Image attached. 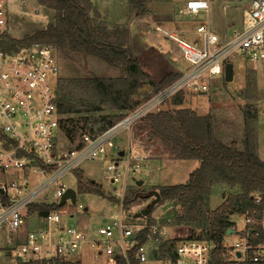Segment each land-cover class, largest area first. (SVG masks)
<instances>
[{
    "label": "built area",
    "instance_id": "2783aa9c",
    "mask_svg": "<svg viewBox=\"0 0 264 264\" xmlns=\"http://www.w3.org/2000/svg\"><path fill=\"white\" fill-rule=\"evenodd\" d=\"M208 10L207 0H188L179 13L197 18ZM9 27V12L5 0H0V172L10 176L0 181V251L40 264L73 263L87 251L93 260L103 258L106 264H210L212 243L178 234L184 229L179 226L127 216L122 211V195L117 215L109 216L94 231L65 225L66 218L84 209L76 201L66 205L70 202L66 200L62 209L42 217L29 207L59 206L67 190L61 182L64 176L82 163L117 150L113 137L119 131L128 134L176 93H207L210 80L222 79L224 65L233 59L264 64V0H250L242 13L241 28L229 39H219L205 24L197 26L198 41L194 43L158 29L174 43L188 68L120 121L101 133H83L73 145L65 140L64 116L58 111L54 48L26 42L24 37L16 39ZM136 169L127 160L123 173L133 174ZM107 170L113 175L111 182H117L118 163L112 161ZM254 202L260 204L261 199ZM242 218L243 229L233 235L236 242L222 245L224 259L235 264H264V209L246 212ZM30 220L36 223L32 231L27 228Z\"/></svg>",
    "mask_w": 264,
    "mask_h": 264
},
{
    "label": "trees",
    "instance_id": "16d2710c",
    "mask_svg": "<svg viewBox=\"0 0 264 264\" xmlns=\"http://www.w3.org/2000/svg\"><path fill=\"white\" fill-rule=\"evenodd\" d=\"M36 2L52 11L53 20L43 30L24 37V40L48 44L54 48L57 62L82 67L81 76L57 78L58 111L64 116L62 127L67 144L73 145L85 132L101 133L178 79L177 73L168 72L158 81L151 80L131 52L127 28L109 25L89 0ZM127 2L130 15L142 17L147 13V0ZM89 60L102 63L119 75L114 78L97 77L87 72L86 65H81V62L86 64ZM184 95L180 91L146 114L135 136L147 133L146 140L158 141L173 159L198 162V167L188 175L184 184L156 189L160 198L158 204L175 205L171 226L184 229L201 226L197 235L188 232L187 238L214 245L210 264H235L224 259L222 246L226 230L234 227L232 217L250 211L260 213L264 209V160L257 153V113L251 106H245L242 110L241 146L233 141L224 144L216 136L215 121L209 113L198 116L194 111L180 107ZM105 106L119 114L104 116L100 121L90 123L88 118L79 119L89 124L86 131H79L80 134L75 128L65 125L71 115L99 113ZM73 173L77 194L105 198L99 184L85 181L79 170ZM216 184L226 188L228 194H223L221 204L210 210L206 203L211 187ZM144 196L143 193L131 192L122 199V209L128 210L133 202ZM257 197L261 199L260 204L254 202ZM62 208L58 205H33L29 211L33 210L42 217ZM150 215L151 212L146 216L148 223H152Z\"/></svg>",
    "mask_w": 264,
    "mask_h": 264
},
{
    "label": "rangeland",
    "instance_id": "374dc122",
    "mask_svg": "<svg viewBox=\"0 0 264 264\" xmlns=\"http://www.w3.org/2000/svg\"><path fill=\"white\" fill-rule=\"evenodd\" d=\"M184 1L173 0L167 2L166 11H169V15L171 16L174 14V17L178 19L183 17L184 22L191 24L194 29L195 25L199 23L206 24L203 14L199 15L197 21L190 19L188 16L179 17L177 15V9L183 5ZM213 1L214 7L216 8V15L214 16L211 12L209 16L212 24L220 27L222 24L227 23V21H232L235 22V25H237L236 28L238 29L240 27L238 23L239 17H242V12L247 9L250 0ZM150 3L148 6H152V3ZM94 4L98 9L102 10V13L108 11L117 21L121 22L125 19L127 11L125 4L121 0H96ZM5 6L11 17L9 32L16 39L28 35L31 36L33 32L43 30L53 20L52 11L40 6L36 0H5ZM223 10L225 11V16L222 14ZM148 13L144 15L146 16ZM148 26L146 25V27ZM146 27L144 26L143 28L145 32ZM232 29L231 27L228 28V36L233 35L234 32L231 35ZM184 39L187 40L189 38L186 36ZM145 42L143 43L142 40L139 44L135 42L130 49L133 56L139 60L142 70L151 80L158 81L168 72L185 70L189 66L181 58L179 53L176 52V54H171L169 57L168 55L159 53ZM172 45L175 47L174 43ZM173 46H171V42H166L161 44L159 48L165 53H171V47ZM231 64L233 66V78L231 82L226 83L223 78L221 81V77L213 78L209 82L210 89L207 93L198 95L185 94L183 104L180 107L190 109L198 116H204L209 113L215 121L216 136L218 139L224 144H229L232 141L236 142L240 147L243 134L242 110L245 106H251L257 113V153L258 157L264 160V64H250L241 59H233L231 60ZM81 65H86L87 72L97 77L114 78L119 75L116 70L109 69L102 63L93 60H89L86 64L81 62ZM82 74V67L80 66L75 67L72 64H65L62 61L57 62V77L71 78L77 75L81 76ZM104 108L99 113L71 115L68 117L69 119L65 125L75 128L77 133L80 134L79 131H86L89 124L86 125L80 122L79 119L88 118L90 123L91 121H100V118L104 116L119 114L118 112L110 110L107 106ZM167 108L168 106L164 109ZM170 108L173 107L170 106ZM140 126L141 123L136 124L128 134L125 130L119 131L113 137V142L117 150L112 151L106 157H100L94 161L82 163L78 167L83 179L99 184L106 196L102 198L91 194H77L76 204L83 206L87 210L84 211L83 209L82 211L79 209L71 218H66L64 220L66 226L76 227L81 224L83 226L82 229L94 231L100 224L106 222L109 216L117 215L119 196L122 195L125 198L131 192L143 193L146 196L152 191H157L156 189L160 187L184 184L188 175L198 167L197 161L173 159L158 141L148 142L146 140L147 133H142L139 138H135V134L138 133ZM140 144L144 148L137 149L136 146L140 147ZM143 149H147L146 154L152 159L149 160L150 162H145L142 159ZM259 149L262 150L261 155H259ZM119 152H124V155L119 157ZM135 158L138 159L136 160ZM127 160L130 165L137 166V169L133 174H126L125 176L123 166ZM112 161L118 163L120 172L118 181L114 183L111 182L112 173L107 170V167ZM9 177V174L0 172V181ZM105 178H108V180ZM135 181H140L142 184L138 185ZM61 182L67 189L76 191V177L74 173L71 172L64 176ZM233 191L235 192L237 190ZM223 194H228L226 188L217 184L213 185L207 199V209H216L221 204ZM145 196L133 202L128 210H122L123 213L131 218L147 220L146 216L139 217L138 215L146 210L153 200V197ZM66 205H70V202H67ZM175 211L176 208L173 203H164L161 205L157 203L151 210L150 219L153 224L172 227V216H174ZM242 217L243 215L232 217L234 227L230 229L236 230V233L244 227ZM27 228L31 231L34 230L36 223L30 221ZM200 230L201 226L197 228L192 227V229L180 230L178 234L187 236L188 232H191L197 235ZM230 237L232 236H225V238ZM236 240L235 236H233L228 240V243L234 244ZM224 243L228 244L226 240H224ZM26 262L23 258L21 260L18 259L16 255L9 256L7 253L0 251V264H25ZM74 262L80 264H106L103 258L93 260L88 251L85 252V255L80 261Z\"/></svg>",
    "mask_w": 264,
    "mask_h": 264
},
{
    "label": "crops",
    "instance_id": "0c3cea01",
    "mask_svg": "<svg viewBox=\"0 0 264 264\" xmlns=\"http://www.w3.org/2000/svg\"><path fill=\"white\" fill-rule=\"evenodd\" d=\"M89 1L92 4V6L97 10V12L100 14V16L103 19H105V21L109 25H111V26H122V27L127 28L129 36H130V40H129L130 48H132L133 43L137 42L139 44V43H141V40H142L143 43L146 41L145 43L149 44L151 47H153V49L157 50L161 54L168 55L169 57L171 56V54H176V52L178 53L176 47H174L172 45V43H171V46H173V47H171V53H169V52L165 53V52L160 50L159 46L161 44L166 43V42L170 43V41L167 40V38H165L158 31V29L171 32V33L175 34L176 37H178V38H180L186 42L194 43V42L198 41V38L196 35V28L201 23L195 25V29H194V27H192L191 24L184 22L183 17L181 19H178V18L174 17V14H173V16L169 15V11H166L167 10L166 4H167V2H171L173 0H151V3H152V6L150 5L151 7L148 6L150 3V0H147L149 2H148V4L146 3L147 4L146 8H147V12H149V13L146 16L144 15L142 17H134V16L130 15L129 6H128V2H127L128 0H121L125 4V8L127 11L125 19L121 22L117 21L114 17H112V15L108 11L107 12L104 11L102 13V10L98 9L97 6H95V4H94V2H96V0H89ZM187 1L188 0H185L183 5L177 9V15H179V17L186 16L184 14H180L179 11L184 8L185 3ZM207 2L209 5V10H208V13L206 15H203L205 18V22H206L205 25H207V27L211 30V32L213 34H215L216 36H218L219 39H221V40L229 39L231 36H228V32H227L228 28L229 27L233 28L231 30V35L234 31L239 30L241 28V18L242 17L241 16L239 17L238 23H239L240 27L238 29L236 28L237 25H235V22H232V21H227V23L222 24V26H220V27L215 26V24H212V21L209 18V16L211 15V12L214 14V16L216 15V8L214 7V1L213 0H207ZM222 14L225 16L224 10H223ZM188 17L190 19H193L194 21H197L199 16L197 18L190 17V16H188ZM10 19H11V17H10ZM11 22H12V20H11ZM146 25L147 26L149 25V26L146 27ZM144 26L146 27V32H145V29H143ZM28 36H30V35H28ZM186 36L189 39H187V40L184 39ZM187 68L188 67H186V69ZM185 70H180V71L177 70V72H175V73H177L180 76ZM221 81H222V79H221ZM209 89H210V86H209ZM135 138H139V137L135 136ZM141 147L144 148V146L142 144H140V147L136 146L137 149H141ZM261 151L262 150L259 149V155L262 154ZM146 152H147V149H143V151H142L143 158L142 159L145 162H150L149 160H152V159H151V157H149L148 154H146ZM135 182L137 184L138 181H135ZM30 221H34V220H30ZM79 226L83 228V226L81 224H79ZM230 239L231 238H228L225 240L228 241Z\"/></svg>",
    "mask_w": 264,
    "mask_h": 264
},
{
    "label": "water",
    "instance_id": "95a60500",
    "mask_svg": "<svg viewBox=\"0 0 264 264\" xmlns=\"http://www.w3.org/2000/svg\"><path fill=\"white\" fill-rule=\"evenodd\" d=\"M233 78V66L231 63H226L223 68V79L224 82L229 83L232 81ZM124 155V152H119L118 156L122 157ZM138 185L142 184L140 181L137 182ZM145 197H153V200L151 201L150 205L146 210H144L141 214H138L140 216H147L153 207L159 202V195L156 191H152L149 194H147ZM66 200H69L71 204H74L76 201V191L72 189H67L65 193L62 195L59 206L63 205ZM87 209L85 208L84 211ZM236 234V230L234 229H227L225 232V236H233ZM236 257L239 258L240 254L237 253Z\"/></svg>",
    "mask_w": 264,
    "mask_h": 264
}]
</instances>
